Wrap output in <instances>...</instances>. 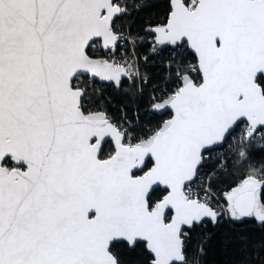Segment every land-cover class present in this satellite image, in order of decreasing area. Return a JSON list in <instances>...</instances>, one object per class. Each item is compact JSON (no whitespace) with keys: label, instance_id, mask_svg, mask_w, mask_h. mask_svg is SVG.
Listing matches in <instances>:
<instances>
[{"label":"snow or ice","instance_id":"obj_1","mask_svg":"<svg viewBox=\"0 0 264 264\" xmlns=\"http://www.w3.org/2000/svg\"><path fill=\"white\" fill-rule=\"evenodd\" d=\"M125 15L0 0V264H199L198 229L264 232V0H165L136 35ZM145 42L168 75L133 124L97 85L147 84Z\"/></svg>","mask_w":264,"mask_h":264},{"label":"trees","instance_id":"obj_2","mask_svg":"<svg viewBox=\"0 0 264 264\" xmlns=\"http://www.w3.org/2000/svg\"><path fill=\"white\" fill-rule=\"evenodd\" d=\"M125 3L127 15L124 16L121 23L124 27H129L133 35L142 34L143 30L149 24L159 20L165 11V0H125ZM138 51L141 58L149 57L146 65L143 59L140 62L141 69L146 72L148 77L147 84H137L133 87L125 81L119 90L100 85L109 112L117 118L128 119L133 124L152 119L149 115L148 98L153 86L167 77L166 65L171 54V50L168 48L159 54L149 52L148 43L139 45ZM189 59L192 58L189 57ZM156 119H160V117ZM248 147L252 150L253 163L257 167L264 165V150L258 148L256 144ZM229 154L231 155V153ZM201 233L207 234L210 239L204 243V252L202 257H199V264H243L246 259H249L251 264H264V232L260 231L256 225L230 226L223 224L216 228L208 225L206 228L198 229L197 233L193 235L190 251L197 247ZM226 236L229 238L228 240L225 239ZM240 239H247L246 249L240 244Z\"/></svg>","mask_w":264,"mask_h":264},{"label":"built area","instance_id":"obj_3","mask_svg":"<svg viewBox=\"0 0 264 264\" xmlns=\"http://www.w3.org/2000/svg\"><path fill=\"white\" fill-rule=\"evenodd\" d=\"M124 29H125V31L127 32V31H129L130 29H129V27H124ZM131 31V30H130ZM133 35V34H132ZM147 42H145V43H143V44H146ZM149 44V43H148ZM166 48H168V47H164V48H160L159 49V52L161 53L164 49H166ZM169 50H170V48H168ZM149 52H152L151 51V49H150V45H149ZM100 85L101 86H103L104 87V85L103 84H101V83H99L98 82V85H97V87L100 89ZM128 120V119H127ZM129 121V120H128Z\"/></svg>","mask_w":264,"mask_h":264},{"label":"water","instance_id":"obj_4","mask_svg":"<svg viewBox=\"0 0 264 264\" xmlns=\"http://www.w3.org/2000/svg\"><path fill=\"white\" fill-rule=\"evenodd\" d=\"M161 48H164V47H161Z\"/></svg>","mask_w":264,"mask_h":264}]
</instances>
